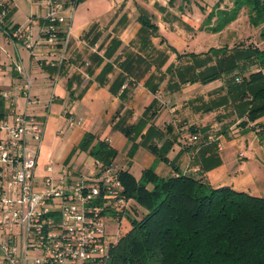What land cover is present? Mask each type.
<instances>
[{"label": "crops", "instance_id": "0c3cea01", "mask_svg": "<svg viewBox=\"0 0 264 264\" xmlns=\"http://www.w3.org/2000/svg\"><path fill=\"white\" fill-rule=\"evenodd\" d=\"M169 1H78L68 27L60 26L68 31L60 67L47 63L43 18L33 14L21 26L9 10L0 17L35 43L29 50L0 28V119L13 110L43 125L42 140L33 146L38 181L48 166L55 177L62 169L71 176L90 174L94 159L77 147L90 133L108 142L117 152L116 166L136 179L151 167L162 177L190 175L210 187L229 185L264 198L248 186L264 144V116L248 119L250 94L236 85L259 69L264 75V68L238 55L246 47L238 44L204 56L192 31L177 25L176 13L172 19ZM11 6L16 8L13 1ZM204 18L199 28L206 32ZM213 71L220 76L203 82ZM27 79L33 104L24 96ZM193 134L198 140H189Z\"/></svg>", "mask_w": 264, "mask_h": 264}, {"label": "built area", "instance_id": "2783aa9c", "mask_svg": "<svg viewBox=\"0 0 264 264\" xmlns=\"http://www.w3.org/2000/svg\"><path fill=\"white\" fill-rule=\"evenodd\" d=\"M41 1L47 63L60 67L68 35L60 26L68 27L77 0ZM7 8L8 0H0L1 18ZM3 31L34 49L35 43L20 29ZM16 69L21 71L19 65ZM24 96L27 103L36 102L28 79ZM43 131V125L26 112L12 110L0 119V264H105L110 247L127 231L123 220L139 217L124 192L119 168L114 162L103 166L94 160L90 174L71 176L62 169L55 177L48 166L38 181L33 146L41 142ZM189 140L198 136L193 134ZM109 225L114 232L107 231Z\"/></svg>", "mask_w": 264, "mask_h": 264}, {"label": "trees", "instance_id": "16d2710c", "mask_svg": "<svg viewBox=\"0 0 264 264\" xmlns=\"http://www.w3.org/2000/svg\"><path fill=\"white\" fill-rule=\"evenodd\" d=\"M242 7L247 8L250 25L261 26L260 36L264 40V0H235L232 8L216 13L212 25L209 22L215 13L210 11L204 20L205 29L222 30ZM143 24L155 28L149 22ZM0 28L10 30L2 21ZM238 55L254 60L260 68L264 66V50L257 47L242 49ZM219 76V72L213 71L202 81ZM236 85L250 94L248 119L255 121L263 117L261 69L243 77ZM123 131L126 136L129 134ZM77 147L103 166L113 163L117 155L108 142L90 133L82 136ZM150 150L154 152L151 147ZM118 176L125 194L145 210L139 218L130 219V227L110 247L105 264H264L263 197L229 185L210 187L190 175L162 177L151 167L145 168L139 179L122 169Z\"/></svg>", "mask_w": 264, "mask_h": 264}, {"label": "rangeland", "instance_id": "374dc122", "mask_svg": "<svg viewBox=\"0 0 264 264\" xmlns=\"http://www.w3.org/2000/svg\"><path fill=\"white\" fill-rule=\"evenodd\" d=\"M12 1L16 8H12ZM234 1L235 0H170L168 7H170L172 19L174 17L173 14L176 13L178 20L177 25H183L192 31L193 37L191 40H194V45H196V48H198L197 45H199V48H205L204 50L206 51H204V56L208 55L212 49H219V47H224V49L220 50V52L227 51V47H230V50L233 51L235 44L246 47L249 43H252V45L260 44V46L264 48V43H261L262 38L260 36L261 26L253 27L250 25L246 7H242L238 11L236 18L230 23L226 24L224 28L218 32H208L207 30L206 32H203L199 28V26H202L199 24L201 23L199 22L200 18L202 19V17H206L210 11H214L215 16H213L212 21L209 22V25H212L213 20L216 18V13L219 15L220 9L232 8ZM8 3L9 7H11L9 8V17H11L13 22L18 23L21 26L27 25L29 19L33 18V14H36L41 18L45 16V7L43 5H39V3L32 2L31 0H8ZM172 22H174V20H172ZM246 47L244 49H246ZM228 53L226 55H229ZM142 149L143 148L140 147L139 152L142 151ZM259 153L260 155L258 162L255 165L256 167L255 169L253 168L250 173L248 186L250 187V190L259 191L264 195L263 148L259 150ZM90 163L91 160L88 158L86 164L90 165ZM39 171L40 167L38 166L36 168V175ZM131 202L135 205L138 216L140 217L145 209L133 198ZM123 223L126 225L125 229L127 230L130 227V222L124 219ZM107 231L114 232L115 229L113 226L109 225L107 227ZM111 239L114 240V236L111 237Z\"/></svg>", "mask_w": 264, "mask_h": 264}]
</instances>
